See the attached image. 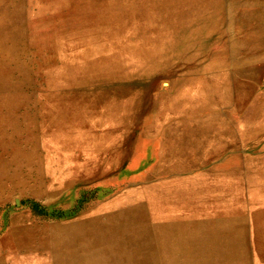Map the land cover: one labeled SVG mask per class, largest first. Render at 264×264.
Wrapping results in <instances>:
<instances>
[{
  "label": "rangeland",
  "instance_id": "rangeland-1",
  "mask_svg": "<svg viewBox=\"0 0 264 264\" xmlns=\"http://www.w3.org/2000/svg\"><path fill=\"white\" fill-rule=\"evenodd\" d=\"M260 184L264 0H0V264H264Z\"/></svg>",
  "mask_w": 264,
  "mask_h": 264
},
{
  "label": "bare ground",
  "instance_id": "bare-ground-1",
  "mask_svg": "<svg viewBox=\"0 0 264 264\" xmlns=\"http://www.w3.org/2000/svg\"><path fill=\"white\" fill-rule=\"evenodd\" d=\"M237 40V39H236ZM241 40V39H240ZM252 40V39H251ZM239 41V40H238ZM238 41H237V43H238ZM239 42H241V41H239ZM243 43V42H242ZM241 44V43H240ZM255 52V51H254ZM256 129V128H255ZM37 140V139H36ZM5 147V146H4ZM37 150V149H36ZM4 151V150H3ZM237 210H241V209H237ZM247 211V209L245 210V211H242V213L241 212H239L240 214H241V216H242V214L244 213V212H246ZM244 215V214H243ZM94 216V215H93ZM84 218V217H83ZM17 220H19V219H17ZM24 220V219H23ZM90 220H94V219H86V220H83V222H85V224L86 225H89V224H91L93 221H90ZM264 221V219H263V217H261V219L259 218L258 220H257V222H253V224L250 226V228H249V236L251 237L250 239L252 240L253 239V248L254 249H256L257 248V250L262 246V243H261V236L263 235L262 234V228H260V226H258V222L259 221ZM28 221V220H27ZM75 222V221H74ZM27 223V222H26ZM57 224V223H56ZM59 224V223H58ZM78 224V223H77ZM77 224H76V226H77ZM70 225V224H69ZM82 225V224H81ZM60 226V225H59ZM177 227V226H176ZM188 227V226H187ZM56 228H58V225H57V227ZM178 228V227H177ZM170 229V228H169ZM174 229V228H173ZM80 230V229H79ZM91 229H87V230H83V232H78L77 230H74L72 227L71 228H67L66 229V234H68V235H73V234H76V233H78L79 235H86V233H91V231H90ZM169 231V230H168ZM178 232H179V230H178ZM241 232L243 233V234H245L247 231H246V229L245 228H242V230H241ZM171 233V232H170ZM228 233L230 234V231L228 230ZM172 235V234H171ZM77 236V235H76ZM80 236V237H81ZM190 236V235H189ZM236 236V235H235ZM62 237V236H61ZM258 237V238H257ZM90 238V237H89ZM255 238H257V240L255 239ZM10 239V238H9ZM70 239H72V238H70ZM73 239H74V237H73ZM95 239V238H94ZM98 240H101L100 238H98ZM14 242V241H13ZM73 242H74V240H73ZM76 243V242H75ZM85 243V242H84ZM87 243V242H86ZM104 243V242H103ZM72 244V243H71ZM80 244V243H79ZM2 245V244H1ZM4 245V244H3ZM93 245H94V243H93ZM105 245V244H104ZM110 245V244H109ZM16 246V245H15ZM73 246V245H72ZM85 246V245H84ZM89 246H90V244H89ZM66 247V246H65ZM81 247V246H80ZM5 248V247H4ZM8 248V247H7ZM51 248H52V245H51ZM55 248H57V247H55ZM94 248V247H93ZM112 248H114V247H112ZM116 248V247H115ZM9 249V248H8ZM103 249V248H102ZM117 249V248H116ZM116 249H114V250H116ZM15 250V249H14ZM17 250V249H16ZM59 250H61V249H59ZM59 250H57V251H59ZM10 251V250H9ZM13 251V250H12ZM62 251V250H61ZM90 251V250H89ZM6 253L8 254V250H7V252H5L4 254L6 255ZM58 253H61V252H58ZM57 253V254H58ZM117 253H118V251H117ZM122 253V252H121ZM181 253V252H180ZM52 254V253H51ZM94 254V253H93ZM119 254V253H118ZM199 254V253H198ZM198 254H196V255H198ZM91 255V254H90ZM126 255V254H125ZM179 255V254H178ZM178 255H176V256H178ZM81 256H82V254H81ZM92 256V255H91ZM12 257V256H11ZM13 257H15V255L13 254ZM16 257H17V254H16ZM53 257V256H52ZM80 257V256H79ZM83 257V256H82ZM96 257V256H95ZM38 258H39V256H38ZM85 258V257H84ZM116 258V257H115ZM121 258H122V255H121ZM128 258V257H127ZM9 259V258H8ZM11 259V258H10ZM16 259V258H15ZM55 260H58V258L56 259V258H54ZM73 259V258H72ZM122 259H124V258H122ZM12 260V259H11ZM10 261V260H9ZM16 261V260H15ZM120 261V260H119ZM11 262V261H10ZM53 262V261H52ZM17 263V262H16ZM106 264V263H105ZM119 264V263H118ZM124 264V263H123Z\"/></svg>",
  "mask_w": 264,
  "mask_h": 264
},
{
  "label": "crops",
  "instance_id": "crops-1",
  "mask_svg": "<svg viewBox=\"0 0 264 264\" xmlns=\"http://www.w3.org/2000/svg\"><path fill=\"white\" fill-rule=\"evenodd\" d=\"M262 186H264V185H261V184H260V186H259V187H262ZM255 187H258V186H255ZM256 189H257V188H256ZM199 193H201V191H200V190H197V194H196V195L198 196V195H199Z\"/></svg>",
  "mask_w": 264,
  "mask_h": 264
}]
</instances>
